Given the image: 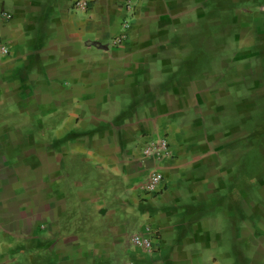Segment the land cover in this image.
I'll list each match as a JSON object with an SVG mask.
<instances>
[{
  "label": "crops",
  "instance_id": "obj_1",
  "mask_svg": "<svg viewBox=\"0 0 264 264\" xmlns=\"http://www.w3.org/2000/svg\"><path fill=\"white\" fill-rule=\"evenodd\" d=\"M76 1L0 0V264H264V0Z\"/></svg>",
  "mask_w": 264,
  "mask_h": 264
},
{
  "label": "built area",
  "instance_id": "obj_2",
  "mask_svg": "<svg viewBox=\"0 0 264 264\" xmlns=\"http://www.w3.org/2000/svg\"><path fill=\"white\" fill-rule=\"evenodd\" d=\"M138 0H125V8L128 12L124 19L123 26L127 29L132 21L135 14L136 6ZM89 6V0H77L74 3V7L80 10H87ZM125 36H118L113 40L114 45H121L123 43ZM0 48L4 53L8 52L6 46L0 45ZM143 154L146 158L153 159L156 162L163 163L171 157V146L168 138H160L150 142L144 149ZM165 182V177L163 173L158 169V167H153L149 169L146 176V183L144 186V191L147 195H153L161 191ZM133 245L147 249L149 251H156L154 246V240L152 237L146 235H135L131 239Z\"/></svg>",
  "mask_w": 264,
  "mask_h": 264
},
{
  "label": "rangeland",
  "instance_id": "obj_3",
  "mask_svg": "<svg viewBox=\"0 0 264 264\" xmlns=\"http://www.w3.org/2000/svg\"><path fill=\"white\" fill-rule=\"evenodd\" d=\"M215 2H223L224 0H214ZM229 3L231 4V6L235 5V7H242V8H253L255 5H257V3L260 2V0H228ZM221 13H219V17H221L220 15ZM236 27V26H235ZM232 29V31L234 32L235 30ZM220 31V30H219ZM234 40H235V32H234ZM262 40L258 42V46L259 44H262ZM235 46V41H231V49H234ZM236 48V46H235ZM264 51V49H263ZM250 62L252 63L253 69L255 71L254 74L251 75V77H249L246 82L247 84L250 85V87H254L257 86L259 88H257V90H252V92L257 93V96H259L260 94L264 93V52H262L260 49L256 48V50L254 51V53H252L251 58H250ZM258 80L261 81L260 85L258 84ZM250 91V96H253V93ZM251 106V119L250 121L246 124V129H248L251 132H264V97L262 99H254V102H252V105H249V109ZM248 107V106H247ZM259 138V137H258ZM262 140V146H264V135L259 138ZM255 139L253 138L252 141H254ZM256 143V141H255ZM254 152H252L251 154H253ZM256 155L259 156V153L256 152ZM260 157L262 159V152H260Z\"/></svg>",
  "mask_w": 264,
  "mask_h": 264
}]
</instances>
